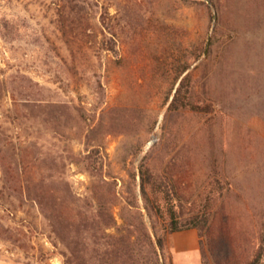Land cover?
Returning <instances> with one entry per match:
<instances>
[{
    "label": "rangeland",
    "instance_id": "374dc122",
    "mask_svg": "<svg viewBox=\"0 0 264 264\" xmlns=\"http://www.w3.org/2000/svg\"><path fill=\"white\" fill-rule=\"evenodd\" d=\"M122 224L264 264V0H0V264H105Z\"/></svg>",
    "mask_w": 264,
    "mask_h": 264
},
{
    "label": "trees",
    "instance_id": "16d2710c",
    "mask_svg": "<svg viewBox=\"0 0 264 264\" xmlns=\"http://www.w3.org/2000/svg\"><path fill=\"white\" fill-rule=\"evenodd\" d=\"M181 88H178L173 101L171 102V107L178 108L181 105H185L184 101L179 97ZM162 192V198L165 201L164 211L161 205L152 204L146 189L143 186L144 197L147 200V210L152 215H164L166 212L169 215V223L166 229V236L171 232H175L182 226H187L191 228H201L207 224L208 219L206 216L188 218L185 223L181 226L180 219L177 215V211L171 202V196L168 191ZM158 199V195H156ZM155 209V210H154ZM199 218V219H198ZM132 226V224H131ZM144 238L140 236L135 237L130 226L122 224L117 227L116 234H108L109 239L106 241L107 245L112 247V249H107L105 252V264H110L109 262H115V264H173L172 261L167 262L162 255V249L165 246V238L162 236L154 235L150 232L142 233ZM114 239V240H112ZM229 243H223V246L218 249V251L212 252L214 264H235L229 246ZM262 254L259 252L256 257L255 264L261 260ZM253 263V264H254Z\"/></svg>",
    "mask_w": 264,
    "mask_h": 264
},
{
    "label": "crops",
    "instance_id": "0c3cea01",
    "mask_svg": "<svg viewBox=\"0 0 264 264\" xmlns=\"http://www.w3.org/2000/svg\"><path fill=\"white\" fill-rule=\"evenodd\" d=\"M190 233L191 239L190 240H186L185 236H181V235H174L173 237V251L175 249H192L195 250L197 252H199L200 254V258H201V253H200V246L198 244V238L195 236V231L189 230L188 231Z\"/></svg>",
    "mask_w": 264,
    "mask_h": 264
}]
</instances>
